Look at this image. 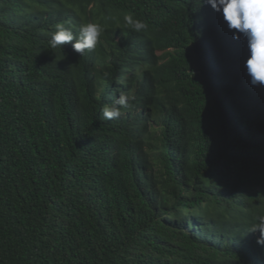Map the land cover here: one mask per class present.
Here are the masks:
<instances>
[{
  "label": "trees",
  "instance_id": "16d2710c",
  "mask_svg": "<svg viewBox=\"0 0 264 264\" xmlns=\"http://www.w3.org/2000/svg\"><path fill=\"white\" fill-rule=\"evenodd\" d=\"M90 22L96 49L51 47ZM235 31L202 0H0V264H264V87Z\"/></svg>",
  "mask_w": 264,
  "mask_h": 264
},
{
  "label": "clouds",
  "instance_id": "9594fccd",
  "mask_svg": "<svg viewBox=\"0 0 264 264\" xmlns=\"http://www.w3.org/2000/svg\"><path fill=\"white\" fill-rule=\"evenodd\" d=\"M219 14L226 22L227 29L233 32V39L246 41L248 56L244 61V69L253 88L264 87V0H202ZM124 25L133 31L141 32L148 29V24L140 19H134L132 14L123 17ZM105 26L100 23H87L81 26L79 35H75L63 24L56 25L49 41L52 48H60L72 43L73 50L83 56L86 50H94L101 42ZM135 97L121 92L116 101L106 105L102 115L107 120L119 118L122 108L131 107ZM251 233L259 232L256 243L264 246V215L255 218Z\"/></svg>",
  "mask_w": 264,
  "mask_h": 264
},
{
  "label": "rangeland",
  "instance_id": "374dc122",
  "mask_svg": "<svg viewBox=\"0 0 264 264\" xmlns=\"http://www.w3.org/2000/svg\"><path fill=\"white\" fill-rule=\"evenodd\" d=\"M103 44H105V43H103ZM91 53H92V51H91ZM89 54H90V53H89ZM157 54L159 55V57H161V56H160L161 54L163 55L162 51L157 52ZM161 87H162V86H161ZM156 118H158V116H156Z\"/></svg>",
  "mask_w": 264,
  "mask_h": 264
}]
</instances>
